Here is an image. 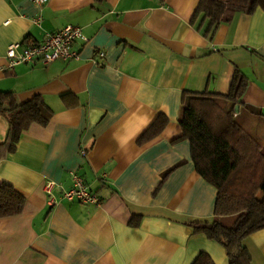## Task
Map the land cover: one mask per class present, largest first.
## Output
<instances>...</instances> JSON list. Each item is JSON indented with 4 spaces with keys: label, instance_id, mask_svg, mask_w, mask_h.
Segmentation results:
<instances>
[{
    "label": "crops",
    "instance_id": "0c3cea01",
    "mask_svg": "<svg viewBox=\"0 0 264 264\" xmlns=\"http://www.w3.org/2000/svg\"><path fill=\"white\" fill-rule=\"evenodd\" d=\"M197 4L0 0V92L19 102L41 96L52 112L46 125L30 124L12 152L0 147V183L25 200L19 214L0 217V264H191L199 252L228 264L219 243L188 225L212 220L216 190L195 171L178 118L184 93L224 101L239 71L245 81L234 116L263 136L264 11L235 12L208 37L207 21L192 20ZM66 25L88 37L77 61L8 68L9 44L39 42ZM158 115L164 128L138 144ZM6 132L0 115V143ZM71 172L99 204L60 198ZM45 180L59 185L54 204ZM243 243L250 263L264 264V228Z\"/></svg>",
    "mask_w": 264,
    "mask_h": 264
},
{
    "label": "trees",
    "instance_id": "16d2710c",
    "mask_svg": "<svg viewBox=\"0 0 264 264\" xmlns=\"http://www.w3.org/2000/svg\"><path fill=\"white\" fill-rule=\"evenodd\" d=\"M257 8L264 11V0H198L192 20L201 15L207 21L204 34L211 37L216 27L235 12L251 14ZM244 81L245 77L235 71L224 101L221 96L206 92L184 93L178 118L180 137L189 142L195 171L216 190L212 220L188 222V225L194 232L219 243L228 264H251L244 239L264 228V144L234 116ZM51 114L41 96L19 102L12 92H0V115L7 122L5 140L0 147L5 153L12 152L30 124L44 126ZM166 123L167 118L158 115L137 143L143 144L157 136ZM24 202V197L10 184L0 183V217L19 214ZM221 217H233V221L226 225ZM191 264L215 263L207 253L199 252Z\"/></svg>",
    "mask_w": 264,
    "mask_h": 264
},
{
    "label": "built area",
    "instance_id": "2783aa9c",
    "mask_svg": "<svg viewBox=\"0 0 264 264\" xmlns=\"http://www.w3.org/2000/svg\"><path fill=\"white\" fill-rule=\"evenodd\" d=\"M46 0H32V2L41 6ZM39 17L33 19L34 23H38ZM88 41V37L82 32L81 28L72 25H66L61 30L46 33L44 39L39 42L23 44L15 42L9 44L5 50L8 68H12L16 64L39 62L47 65L54 60H73L79 59V43L84 44ZM98 57H102L103 53L99 52ZM71 186L62 190L60 198L67 201H76L82 204H99V198L93 192L84 180L77 174L71 172ZM59 185L52 180H45L42 185L44 193L48 196V202L54 204L56 198L52 195L54 188Z\"/></svg>",
    "mask_w": 264,
    "mask_h": 264
},
{
    "label": "rangeland",
    "instance_id": "374dc122",
    "mask_svg": "<svg viewBox=\"0 0 264 264\" xmlns=\"http://www.w3.org/2000/svg\"><path fill=\"white\" fill-rule=\"evenodd\" d=\"M250 131H252V130H250ZM253 135H255L257 138H258V140L260 141V142H263L264 140V138H262V137H264V134H263V136L261 137V135L262 134H257V133H255V132H251ZM231 218V217H230ZM233 219V217L231 218V219H227V220H225V221H223V223L224 224H226V225H230V223L233 221L232 220Z\"/></svg>",
    "mask_w": 264,
    "mask_h": 264
},
{
    "label": "water",
    "instance_id": "95a60500",
    "mask_svg": "<svg viewBox=\"0 0 264 264\" xmlns=\"http://www.w3.org/2000/svg\"><path fill=\"white\" fill-rule=\"evenodd\" d=\"M237 107V106H236Z\"/></svg>",
    "mask_w": 264,
    "mask_h": 264
}]
</instances>
